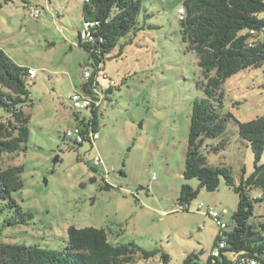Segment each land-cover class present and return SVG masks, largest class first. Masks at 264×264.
<instances>
[{
	"label": "rangeland",
	"instance_id": "1",
	"mask_svg": "<svg viewBox=\"0 0 264 264\" xmlns=\"http://www.w3.org/2000/svg\"><path fill=\"white\" fill-rule=\"evenodd\" d=\"M4 1L0 49L36 76L28 81L33 106L25 108L31 115L28 150L2 162L4 168L25 167L24 188L13 197L33 219L10 226L7 213L0 214V241L62 251L70 226L105 228L112 242L160 249L168 254V264H183L191 254H199L202 264L218 229L198 207L216 209L232 231L239 197L221 179L217 191L201 189L187 209L178 204L183 185L199 187L183 173L194 104L205 98L198 86L204 78L197 54L182 38L178 11L185 0H142L136 30L120 40L105 65L118 89L101 119L99 139L83 145L65 135L77 126L70 97L83 92L84 72L94 71L79 46V32L86 29L84 0ZM36 8L39 19L30 17ZM99 83V88L107 83L102 75ZM222 90L224 114L241 122L264 116V64L231 77ZM224 138L226 148L212 151ZM202 154L212 167L231 168L237 182L244 169L246 176L254 170L252 149L233 119L222 137L207 140ZM106 183L113 189H101ZM249 195L255 208L251 221L264 223V198L255 200L262 192ZM135 264L164 262L159 253L151 259L137 255Z\"/></svg>",
	"mask_w": 264,
	"mask_h": 264
},
{
	"label": "trees",
	"instance_id": "2",
	"mask_svg": "<svg viewBox=\"0 0 264 264\" xmlns=\"http://www.w3.org/2000/svg\"><path fill=\"white\" fill-rule=\"evenodd\" d=\"M183 4L185 15L180 20L182 38L188 49L197 54L204 78L198 86L204 91L205 98L196 100L194 104L183 173L186 180L197 179L199 187L194 189L183 185L178 204L187 209L201 189L215 192L223 179L239 197L233 215L235 227L226 234L229 248L249 252L264 264V223L251 221L255 208L249 195V191L256 189L262 192V196L255 200L264 198V116L241 122L232 113L224 114L222 90L231 77L264 64V44L250 47L249 35H241L247 30L264 27V0H185ZM2 7L0 2V9ZM141 8L142 0H84L83 22L92 24L89 28L92 40H84L82 32H79V46L88 52L94 69L91 78L82 86L84 93L92 94L94 84L100 86L96 75L98 72L106 74L105 65L111 60V52L122 38L136 30ZM122 54L123 46L119 51V55ZM29 70L19 66L0 49V109L5 114L0 117V214L7 213L5 222L10 226L27 225L28 220L33 219L13 197L24 188L22 175L25 167L2 166L5 156L19 155L28 150L31 115L25 108L33 106L28 87ZM117 89L116 84L101 87L107 95V104L105 108L93 111L91 116L74 111L77 127L86 134L89 131L99 133L101 119L113 102L112 96ZM230 119L237 122L240 137L249 143L254 155L253 172L246 176L244 169L239 182L231 168L212 167L202 154L208 139H217L225 134ZM87 142L92 144L89 140ZM228 143L224 138L211 150L218 153ZM90 169L97 171L95 167ZM101 189L109 191L113 187L106 183ZM110 233L105 228L70 226L68 244L62 251L0 241V264H135L137 255L151 259L159 253L164 264H168V254L160 249L148 251L135 242H112ZM249 234L250 238L247 237ZM219 239L216 238L214 246ZM200 261L199 254H191L183 264H200ZM211 262L212 259L208 264Z\"/></svg>",
	"mask_w": 264,
	"mask_h": 264
},
{
	"label": "built area",
	"instance_id": "3",
	"mask_svg": "<svg viewBox=\"0 0 264 264\" xmlns=\"http://www.w3.org/2000/svg\"><path fill=\"white\" fill-rule=\"evenodd\" d=\"M179 18L180 20L184 19L185 11L184 8L179 9ZM30 17L33 19H39L41 17V10L36 8L33 12L30 13ZM92 26L90 23H85V31L82 32V38L84 40H92V37L89 33V28ZM241 35H249V45L250 47H255L259 44H264V27L261 29H251L245 32H242ZM30 77H34L36 75L35 70H29ZM102 75L103 80H105L106 87L108 85L116 84L114 81L110 80L108 76L102 72H98L96 75V80H99V76ZM92 73L90 71L84 72V77L88 80L91 78ZM100 84V83H99ZM92 94H86L84 92H75L70 97L71 108L78 112L82 113L86 116H91L93 111L101 110L105 108L107 104L106 94L99 88V85L94 84L92 88ZM66 138L74 141L75 143L84 144L87 140L91 141L92 144L95 143L100 134L93 133L89 131V133H84L83 129L79 127H75L74 130L68 131L66 133ZM102 163V159L100 157H96V165H100ZM203 205L201 204L197 211L199 213H203L206 217L210 218L215 226L218 229L217 237H220L217 245H215L208 256V258L202 264H208V261L212 259L211 264H263L261 260H259L256 256L251 255L249 252H239L234 251L229 248V244L227 242L226 234L230 233L229 225L226 223L221 213H219L216 209L212 207H208L206 212H203Z\"/></svg>",
	"mask_w": 264,
	"mask_h": 264
},
{
	"label": "crops",
	"instance_id": "4",
	"mask_svg": "<svg viewBox=\"0 0 264 264\" xmlns=\"http://www.w3.org/2000/svg\"><path fill=\"white\" fill-rule=\"evenodd\" d=\"M36 76V75H35ZM215 235L217 236L218 235V231H215Z\"/></svg>",
	"mask_w": 264,
	"mask_h": 264
},
{
	"label": "water",
	"instance_id": "5",
	"mask_svg": "<svg viewBox=\"0 0 264 264\" xmlns=\"http://www.w3.org/2000/svg\"><path fill=\"white\" fill-rule=\"evenodd\" d=\"M247 237H248V238H250V237H251V235L249 234Z\"/></svg>",
	"mask_w": 264,
	"mask_h": 264
}]
</instances>
